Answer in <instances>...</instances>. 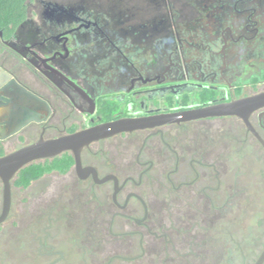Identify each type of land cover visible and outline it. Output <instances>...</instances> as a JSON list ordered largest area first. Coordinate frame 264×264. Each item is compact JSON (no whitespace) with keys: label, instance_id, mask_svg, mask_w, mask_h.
Here are the masks:
<instances>
[{"label":"flooded vegetation","instance_id":"1","mask_svg":"<svg viewBox=\"0 0 264 264\" xmlns=\"http://www.w3.org/2000/svg\"><path fill=\"white\" fill-rule=\"evenodd\" d=\"M261 90L264 0H31L26 17L0 34L6 152L41 136ZM249 122L264 141V107ZM65 152L73 164L44 173L62 177L43 189L47 199L27 229L15 224L14 249L0 243V264H10V253L11 264H255L261 256L264 198L252 225L230 235L244 218L232 204L243 182L257 192L264 182V147L241 118L99 139L80 152L82 176ZM15 188L24 189L11 183L7 218Z\"/></svg>","mask_w":264,"mask_h":264},{"label":"water","instance_id":"2","mask_svg":"<svg viewBox=\"0 0 264 264\" xmlns=\"http://www.w3.org/2000/svg\"><path fill=\"white\" fill-rule=\"evenodd\" d=\"M5 75L8 76L6 73ZM30 96L36 98L33 95ZM262 107H264V90L232 99L228 102L209 104L203 107L189 108L181 111L160 112L145 116L120 118L98 123L53 138H43L41 136L31 143L10 152H6L0 156V182L2 184L0 224L5 221L10 210L12 179L22 167L29 163L41 159L54 158L65 151H71L74 156L77 173L79 176H82L80 152L84 147L89 146V144L94 141L110 137L120 132L154 128L170 123H180L199 118L217 116L233 115L241 118L247 129L256 136L264 147V141L257 132H255L249 122L250 114ZM26 122L27 120L23 121L21 125ZM90 170L95 177V172L92 169ZM263 258L264 250L255 264H261Z\"/></svg>","mask_w":264,"mask_h":264},{"label":"rangeland","instance_id":"3","mask_svg":"<svg viewBox=\"0 0 264 264\" xmlns=\"http://www.w3.org/2000/svg\"><path fill=\"white\" fill-rule=\"evenodd\" d=\"M13 147H8V151H12ZM245 167L248 169V174L253 175V171L255 169L251 167L252 162L246 157L244 160ZM253 166V165H252ZM246 170V169H245ZM232 171V168L229 171ZM62 176H58L53 173H46L44 174L39 180L34 181L30 186L24 189H13L12 193V209L9 218L6 221L2 222L0 228V243L8 245L11 249H14L15 242L17 240V235L19 230L17 229L18 226H15L17 222L21 223V230H24V227H28L30 221V215H34L38 205L46 201L47 194L43 192V189L46 188V185L55 179L61 178ZM249 179H254V176L248 177ZM242 181V180H241ZM243 182V181H242ZM244 184L241 186L243 187L242 192H240V197L234 199L232 204L234 205L233 209L236 211V214L243 215L244 218L242 221L236 222L234 226H230L231 233L230 235L237 237L241 235L244 231L249 228V225H252L253 220V211L254 206L257 203V200L260 198H264V182H260V184H255L259 192L253 188V181H250L248 184L246 181L243 182ZM246 184V185H245ZM248 184V185H247ZM252 195V196H251ZM259 195V196H258ZM252 197V198H251ZM251 200V201H250ZM0 205H1V190H0ZM26 215L25 222L24 216ZM23 216V217H22ZM241 219V218H239ZM27 227L25 229H27ZM20 229V228H19ZM1 245V244H0ZM16 256L13 253H10L9 262L10 264L15 261ZM17 260V259H16Z\"/></svg>","mask_w":264,"mask_h":264},{"label":"trees","instance_id":"4","mask_svg":"<svg viewBox=\"0 0 264 264\" xmlns=\"http://www.w3.org/2000/svg\"><path fill=\"white\" fill-rule=\"evenodd\" d=\"M31 0H0V32L10 33L27 15L28 3ZM5 147L0 141V156L5 154ZM73 164V158L64 152L52 159L32 162L22 167L13 177V186L28 187L32 181L40 178L45 172L57 169L67 172ZM1 190V184H0ZM1 228V225H0Z\"/></svg>","mask_w":264,"mask_h":264}]
</instances>
